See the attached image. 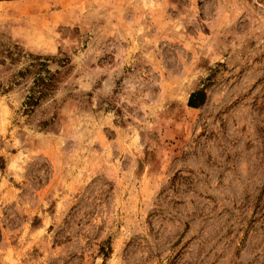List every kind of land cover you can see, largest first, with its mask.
Segmentation results:
<instances>
[{"label":"rangeland","instance_id":"1","mask_svg":"<svg viewBox=\"0 0 264 264\" xmlns=\"http://www.w3.org/2000/svg\"><path fill=\"white\" fill-rule=\"evenodd\" d=\"M0 264H264V0H0Z\"/></svg>","mask_w":264,"mask_h":264},{"label":"trees","instance_id":"2","mask_svg":"<svg viewBox=\"0 0 264 264\" xmlns=\"http://www.w3.org/2000/svg\"><path fill=\"white\" fill-rule=\"evenodd\" d=\"M44 81H42L41 78H37V80L35 81V86H37L39 88V90H40V98L38 100H35L34 95H31L28 98V102H27V105L28 106L37 105L39 103V101L41 100V98L47 96L48 89L52 86L51 83H52L53 80L52 79H49L48 81H50V83L49 82H44ZM203 97H204V94L201 93V92H198L196 94H193L191 96V98H190L189 106L191 108H199V106L201 104L199 105V103H197V99L201 100V99H203Z\"/></svg>","mask_w":264,"mask_h":264}]
</instances>
